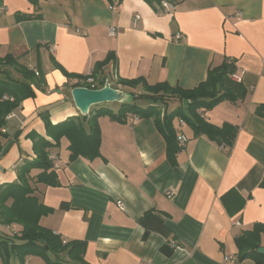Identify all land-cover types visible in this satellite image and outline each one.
<instances>
[{
    "label": "crops",
    "instance_id": "obj_1",
    "mask_svg": "<svg viewBox=\"0 0 264 264\" xmlns=\"http://www.w3.org/2000/svg\"><path fill=\"white\" fill-rule=\"evenodd\" d=\"M154 5L145 0H0V58L12 55L38 75L35 97L23 101L0 131V187L17 183L19 167L35 158L30 133L49 139L45 116L54 125L81 117L71 86L85 81L68 79L63 70L83 78L110 56L99 79L130 96L144 92V83L195 90L210 71L227 65L234 70L230 80L242 85L245 97L224 100L199 115L217 127H237L232 147L196 135L177 117L173 128L185 121L188 141L171 155L153 117L133 124L102 115L100 157L71 160L70 143L63 138L50 149L59 185L31 184L34 195L53 209L40 225L66 243L84 246L79 258L64 256L65 264H258L225 258L238 257L237 239L264 226V0ZM111 27L116 37L109 36ZM235 74L242 82L232 80ZM137 79L142 83L135 87L119 84ZM157 107L163 118L165 107ZM39 173L34 170L32 176ZM151 212L164 220L171 239L158 232L144 238L139 221ZM21 230L17 224L0 225V235ZM168 242L171 255L161 250ZM9 264H19L18 258L12 255ZM25 264L48 263L29 256Z\"/></svg>",
    "mask_w": 264,
    "mask_h": 264
},
{
    "label": "trees",
    "instance_id": "obj_2",
    "mask_svg": "<svg viewBox=\"0 0 264 264\" xmlns=\"http://www.w3.org/2000/svg\"><path fill=\"white\" fill-rule=\"evenodd\" d=\"M31 1L36 3L38 0ZM107 1L113 3V0ZM122 1L119 0V3ZM145 1L155 8V2L161 5L162 1L165 0ZM166 1L175 4L180 0ZM161 11L163 13L164 9ZM110 60L111 57L108 56L103 63L93 69L92 77L98 80V87L105 84V80L99 79V76ZM6 67L12 68L19 77H13ZM233 71V67L227 65L221 69L212 70L209 73L208 81L195 90L170 87L166 83L156 86H148L144 83V92L131 94L129 96L130 101L120 104L117 112L104 106H95L92 107L87 117L81 115L79 119H67L56 125L50 122L48 116H45L44 121L49 139L37 133H30L28 138L33 142L35 158L32 161H26L19 167L17 183L0 187V225L17 224L22 226V230L13 236L0 235V257L3 264H9L12 255L18 258L19 264H25L29 256L41 257L48 264H65L64 256H69L75 260L79 258V254L84 250L82 243H66L53 231L40 225L41 218L49 215L53 209L47 207L34 195L35 190L31 183L46 186L59 185L53 162L49 158L52 147L59 146L60 141L67 138L70 143L71 160L78 157L89 160L100 157L101 137L98 117L108 115L119 122L125 123L128 113H135L140 118L153 117L159 130L167 140L168 151L171 155L180 150L177 134L173 128V121L177 117L190 124L196 135H207L220 146L232 147L235 142L237 127L230 124H224L222 127L214 126L199 115V110H211L224 100L234 102L245 97L246 90L242 85L233 83L229 78ZM63 72L68 79L81 78L83 81L88 79V76L82 78L79 75L68 74L64 70ZM0 76L1 131L7 125L8 116L19 109L23 101L35 97L33 86H38V75L20 64L14 56L7 55L0 58ZM140 83H142V80L137 79L121 80L119 84L126 87H135ZM81 85L86 87L85 82L82 84L80 81L71 87L76 88L81 87ZM138 100L148 101L150 105L143 108L137 104L136 101ZM174 100H178L179 105L168 112L169 104ZM185 101L189 102L186 107L184 106ZM157 105L165 107L163 118V111ZM96 108H98V111L93 114ZM86 124H88V127H86ZM34 170H39L40 173L32 176ZM66 207L67 205H62V208L65 209ZM139 222L145 229V239L152 232H158L166 239L172 238L171 231L166 227L164 220L155 216L153 212L145 214ZM262 234H264V226L258 224L252 231L237 239L236 242L240 251L239 260L249 258L258 264H264V255L258 253V249L264 247ZM169 243L171 242L161 248L166 255H171L173 252V248Z\"/></svg>",
    "mask_w": 264,
    "mask_h": 264
},
{
    "label": "water",
    "instance_id": "obj_3",
    "mask_svg": "<svg viewBox=\"0 0 264 264\" xmlns=\"http://www.w3.org/2000/svg\"><path fill=\"white\" fill-rule=\"evenodd\" d=\"M71 95L76 108L84 117L89 115L92 107L111 103L122 104L130 101L128 95L113 88L108 81L103 88L98 90H90L85 87L73 88ZM188 103L185 101L184 106L186 107ZM258 253L264 255V247L259 248Z\"/></svg>",
    "mask_w": 264,
    "mask_h": 264
},
{
    "label": "built area",
    "instance_id": "obj_4",
    "mask_svg": "<svg viewBox=\"0 0 264 264\" xmlns=\"http://www.w3.org/2000/svg\"><path fill=\"white\" fill-rule=\"evenodd\" d=\"M163 6L165 7V9H167L169 6L168 4L166 3H163ZM114 11H117V8H113ZM138 18V17H137ZM118 34V31L116 28L114 27H111L109 29V36L110 37H116ZM176 39L177 40H180L181 39V35H177L176 36ZM92 74H93V71L88 75V79L85 81V84H86V87L85 88H89V89H96L98 87V82L97 80L92 77ZM232 80L234 82H237V83H240L242 82V78L241 76L239 75H233L232 77ZM140 116H138L137 114L135 113H128L126 115V121H131L133 124H136L137 122L140 121ZM184 124H185V121L181 120V122L178 124V126L176 127L175 131H176V134H177V140H178V145H179V148H184L186 146V143L188 141V139L186 138V136L184 135ZM3 132H5V130H3ZM50 160H52L53 164H54V160H55V156L53 155H50ZM171 194H169L170 196ZM226 261H229V262H237L239 260V258L237 256H227L225 258Z\"/></svg>",
    "mask_w": 264,
    "mask_h": 264
},
{
    "label": "rangeland",
    "instance_id": "obj_5",
    "mask_svg": "<svg viewBox=\"0 0 264 264\" xmlns=\"http://www.w3.org/2000/svg\"><path fill=\"white\" fill-rule=\"evenodd\" d=\"M2 67H5V66H2ZM2 69V68H1ZM6 69H7V71H9V72H11V74H12V76L13 77H19V75L17 74V73H15L14 72V70L12 69V68H10V67H6ZM0 78H1V76H0ZM3 79H4V77H2ZM112 85V84H111ZM115 86V85H114ZM141 103V102H140ZM119 103H111V105L110 104H105V105H100V106H109V107H111V108H114V109H116V107H117V111L119 110L118 109V107H119ZM173 109H175V105H174V102H171L170 104H169V112H171Z\"/></svg>",
    "mask_w": 264,
    "mask_h": 264
},
{
    "label": "bare ground",
    "instance_id": "obj_6",
    "mask_svg": "<svg viewBox=\"0 0 264 264\" xmlns=\"http://www.w3.org/2000/svg\"><path fill=\"white\" fill-rule=\"evenodd\" d=\"M104 87V86H103ZM102 87V88H103ZM89 89V88H88ZM98 89H101V88H99V87H97L96 89H90V90H98ZM100 106V105H99ZM92 109V108H91Z\"/></svg>",
    "mask_w": 264,
    "mask_h": 264
}]
</instances>
